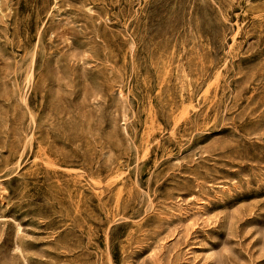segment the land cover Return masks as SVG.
I'll return each mask as SVG.
<instances>
[{"label":"rangeland","instance_id":"rangeland-1","mask_svg":"<svg viewBox=\"0 0 264 264\" xmlns=\"http://www.w3.org/2000/svg\"><path fill=\"white\" fill-rule=\"evenodd\" d=\"M0 264H264V0H0Z\"/></svg>","mask_w":264,"mask_h":264},{"label":"bare ground","instance_id":"bare-ground-1","mask_svg":"<svg viewBox=\"0 0 264 264\" xmlns=\"http://www.w3.org/2000/svg\"><path fill=\"white\" fill-rule=\"evenodd\" d=\"M199 209V208H198Z\"/></svg>","mask_w":264,"mask_h":264}]
</instances>
